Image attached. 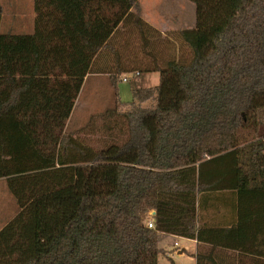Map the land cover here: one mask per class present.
Segmentation results:
<instances>
[{
    "label": "trees",
    "instance_id": "obj_1",
    "mask_svg": "<svg viewBox=\"0 0 264 264\" xmlns=\"http://www.w3.org/2000/svg\"><path fill=\"white\" fill-rule=\"evenodd\" d=\"M188 1L194 28L167 34L139 0H33L32 34L0 32V180L17 206L0 264H160L162 234L264 264V0ZM136 73L159 85L105 111L101 148L67 133L88 76ZM204 206L237 218L206 228Z\"/></svg>",
    "mask_w": 264,
    "mask_h": 264
},
{
    "label": "rangeland",
    "instance_id": "obj_2",
    "mask_svg": "<svg viewBox=\"0 0 264 264\" xmlns=\"http://www.w3.org/2000/svg\"><path fill=\"white\" fill-rule=\"evenodd\" d=\"M142 15L145 21L155 24L178 27L181 30L194 28L196 8L188 0H141ZM33 0H0L1 26L4 35H29L34 31L35 9ZM150 21V22H151ZM151 24V23H150ZM160 76L157 73L143 74L133 77L127 82H118L114 87L107 76H90L85 83L75 105L71 120L67 125V133L79 134L89 139L97 148H101L106 140L104 125L109 123L104 115L109 108L121 103L136 102L134 93L137 90L153 88L159 85ZM152 106V102L144 104V108ZM119 112L130 111L131 107H121ZM94 141V142H93ZM17 206L7 190L6 181L0 180V228L5 226L14 215ZM171 243L162 247L171 252L179 251L182 246L189 245L183 239H169ZM174 242L179 245L174 247ZM166 245V246H165Z\"/></svg>",
    "mask_w": 264,
    "mask_h": 264
},
{
    "label": "crops",
    "instance_id": "obj_3",
    "mask_svg": "<svg viewBox=\"0 0 264 264\" xmlns=\"http://www.w3.org/2000/svg\"><path fill=\"white\" fill-rule=\"evenodd\" d=\"M139 3H140L141 16L143 17L141 0H139ZM91 4L92 2H90V4L87 3L86 8L84 10V15L86 18L88 17V15L93 16V11L91 10ZM150 21L149 24L151 23L150 25H152L154 28L159 30L162 34H167L175 30H180L179 25L178 27H172V26H165V24H159V23L155 24L153 21L151 22ZM90 76H88L85 79L83 87L85 83L89 80ZM229 198L232 197L230 196ZM211 199L212 198H205L206 201ZM234 199H235V195H234ZM211 201L219 203V201H216V198L214 197ZM204 207L205 209L201 213V217H200L201 218L200 225H205L206 228L215 229V227H225L226 225H228L237 218V213L233 209L232 210L224 209L223 207H221L219 208V210H215V209L207 208V206ZM3 227H1L0 230ZM177 238L178 237L172 235H165V234L160 235L158 246L159 249L163 250L165 253L164 257L161 258L160 260V264H254L255 259L251 255L243 254L228 249L213 248V246L209 244L199 243L196 240L178 238V239L186 240V242H188L189 245L187 244L185 246H182V248L177 252L175 251L171 252V250L169 251L166 248L162 247L163 244H166L168 242L171 243L169 239H174L176 241ZM175 243L177 242H174V244ZM171 244L173 245V243Z\"/></svg>",
    "mask_w": 264,
    "mask_h": 264
},
{
    "label": "built area",
    "instance_id": "obj_4",
    "mask_svg": "<svg viewBox=\"0 0 264 264\" xmlns=\"http://www.w3.org/2000/svg\"><path fill=\"white\" fill-rule=\"evenodd\" d=\"M140 76V74L139 73H136V74H134V75H123L122 77H121V81H123V82H127L128 80H130L131 78H133V77H139ZM148 227L150 228V229H154V225H153V223L152 222H150L149 224H148ZM178 244L177 243H175L174 244V247L175 248H178ZM175 252H177V250L175 251Z\"/></svg>",
    "mask_w": 264,
    "mask_h": 264
}]
</instances>
